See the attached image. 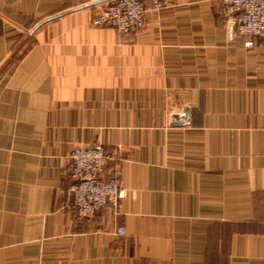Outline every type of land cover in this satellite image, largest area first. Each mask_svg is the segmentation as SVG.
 Listing matches in <instances>:
<instances>
[{
	"label": "crops",
	"instance_id": "crops-1",
	"mask_svg": "<svg viewBox=\"0 0 264 264\" xmlns=\"http://www.w3.org/2000/svg\"><path fill=\"white\" fill-rule=\"evenodd\" d=\"M110 1L0 0V264H264V41L219 0L119 35ZM93 144L124 197L82 218Z\"/></svg>",
	"mask_w": 264,
	"mask_h": 264
},
{
	"label": "built area",
	"instance_id": "built-area-1",
	"mask_svg": "<svg viewBox=\"0 0 264 264\" xmlns=\"http://www.w3.org/2000/svg\"><path fill=\"white\" fill-rule=\"evenodd\" d=\"M234 14L233 34L253 36L264 41V0H219ZM153 10L165 7L168 0H149ZM146 0H111L91 21L95 27L110 28L119 35L137 34L144 27ZM248 41L245 47H252ZM108 156L101 144L77 146L69 155V177L72 181L73 210L79 217H91L101 208L117 207L124 190L114 179H104L101 173ZM124 236L121 227L114 229Z\"/></svg>",
	"mask_w": 264,
	"mask_h": 264
},
{
	"label": "water",
	"instance_id": "water-1",
	"mask_svg": "<svg viewBox=\"0 0 264 264\" xmlns=\"http://www.w3.org/2000/svg\"><path fill=\"white\" fill-rule=\"evenodd\" d=\"M231 32H233V25L231 26Z\"/></svg>",
	"mask_w": 264,
	"mask_h": 264
},
{
	"label": "rangeland",
	"instance_id": "rangeland-1",
	"mask_svg": "<svg viewBox=\"0 0 264 264\" xmlns=\"http://www.w3.org/2000/svg\"><path fill=\"white\" fill-rule=\"evenodd\" d=\"M146 2H147V0H146ZM146 6H147V4H145ZM145 11H146V8H145ZM144 24H145V22H144Z\"/></svg>",
	"mask_w": 264,
	"mask_h": 264
}]
</instances>
